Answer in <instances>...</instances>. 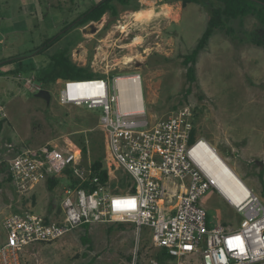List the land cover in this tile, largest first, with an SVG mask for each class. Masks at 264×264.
<instances>
[{"label": "rangeland", "instance_id": "obj_1", "mask_svg": "<svg viewBox=\"0 0 264 264\" xmlns=\"http://www.w3.org/2000/svg\"><path fill=\"white\" fill-rule=\"evenodd\" d=\"M66 1L71 6L70 0H61V5ZM98 1L73 0L72 9L63 6L48 12L46 6L42 14L47 17L29 20L5 6V2L21 5L23 1L0 0V100L9 124L0 135V241L5 239V219L18 210L28 207L42 217L57 220L56 208L65 184L62 181L50 190L46 182L35 195L22 199L7 178L8 161L17 153L9 152V144L34 148L46 144L72 147L74 143L87 148L84 160L90 158L93 162L104 157L106 166H112V189L127 191L132 185L108 159L106 138L99 128L101 110L64 104L63 80L46 86L39 81L43 71L39 67L48 65L52 56L64 49L74 63L110 81L112 86L116 77L141 74L150 122L190 108L196 138L215 148L255 193H264L260 175L264 157V47L252 40L263 33L256 18L232 21V37L215 32L198 57L195 82L189 81L183 56L195 48L207 26L208 14L200 5L183 8L181 2L165 0H134L127 7L116 3V18L107 13L99 22L70 30L39 55L43 57L41 62L31 56L45 49L47 42L71 27ZM33 65L35 73L17 74L21 66ZM28 80L32 84L26 85ZM36 86L49 91L51 100L36 97ZM201 204L213 225L240 226L242 216L218 190H210ZM136 251V263L146 264L155 251L150 229L139 236L131 223H95L88 229L77 228L53 243L27 249L22 263L134 264Z\"/></svg>", "mask_w": 264, "mask_h": 264}, {"label": "built area", "instance_id": "obj_2", "mask_svg": "<svg viewBox=\"0 0 264 264\" xmlns=\"http://www.w3.org/2000/svg\"><path fill=\"white\" fill-rule=\"evenodd\" d=\"M122 77H138L139 86L120 91L118 79ZM122 77L114 78L113 86L105 79L91 81L95 85L90 94L80 92V81L66 80L61 97L66 105L101 110L99 128L106 138L108 159L128 176L131 187L127 191L111 188L112 166L107 167L109 179L103 183L90 158L84 160L74 143L72 147L46 144L34 148L22 144L20 150L9 144V152L18 151L8 161L7 178L22 199L50 179L65 184L57 220H47L28 207L5 219L0 264H23L27 249L58 241L82 226L105 222L131 223L139 236L150 229L155 251L146 264H264L262 194L248 186L235 194L221 192L198 162L196 149L205 140L191 143L190 108L150 122L142 75ZM27 83L32 84L31 80ZM134 102L142 108L133 109ZM7 119L0 103V123ZM262 173L264 181V157ZM212 189L242 216L237 229L209 222L201 201ZM161 250L172 260L160 262ZM138 256L136 251L134 264Z\"/></svg>", "mask_w": 264, "mask_h": 264}, {"label": "trees", "instance_id": "obj_3", "mask_svg": "<svg viewBox=\"0 0 264 264\" xmlns=\"http://www.w3.org/2000/svg\"><path fill=\"white\" fill-rule=\"evenodd\" d=\"M134 0H100L96 2L91 8L79 16L73 23L71 27H67L62 34L55 37L53 40L46 43L48 45L45 49L50 48L52 45L60 41L65 35H67L70 30L77 29L91 22H99L104 15L107 13L111 14L113 17H117L118 11L116 3L121 6H130ZM166 2H181L183 8L188 5H200L202 6L208 14L207 26L198 41L195 48L185 56L184 66L187 67V76L190 82L196 81V65L198 57L203 50H205L210 43L211 38L216 31H222L227 36H234V30L231 27V22L236 20H242L247 17H254L261 25L263 33L261 36L253 37L252 40L259 46L264 47V0H165ZM51 43V44H50ZM34 53V52H32ZM22 71H29V67L21 66L17 71V74ZM100 76L90 73L86 68L78 66L69 57L68 50L64 49L52 56L51 61L47 68L43 70L39 77V81L45 86L48 84H54L59 80H74V81H94L100 80ZM44 89V87H43ZM2 129V123L0 124V132ZM197 140L196 131L193 129L191 134V143ZM80 147V146H79ZM81 148V147H80ZM84 157L86 158L88 150L86 147L81 148ZM229 165V164H228ZM92 169L94 173L100 178L103 183H106L109 179L108 169L105 163V158L100 157L92 162ZM263 177V173L261 174ZM50 190L58 187L61 182L60 180L50 179L47 181ZM264 197V193L262 194ZM29 199V198H28ZM58 211L61 210L58 208ZM209 222H211V216L208 215ZM90 225H85L84 227L88 229ZM85 242H89L84 239ZM158 260L162 263L166 261H171L172 258L167 254L165 250H161L158 254Z\"/></svg>", "mask_w": 264, "mask_h": 264}, {"label": "bare ground", "instance_id": "obj_4", "mask_svg": "<svg viewBox=\"0 0 264 264\" xmlns=\"http://www.w3.org/2000/svg\"><path fill=\"white\" fill-rule=\"evenodd\" d=\"M91 81L79 82L80 92L90 94L95 83ZM132 85L139 86L138 77H122L118 79V88L120 91H126ZM133 101V100H132ZM133 109L142 108V104L134 102ZM196 151L199 153L198 162L214 180L215 185L224 194H235L245 188L247 185L240 179L235 171L220 157L218 152L208 142L203 141Z\"/></svg>", "mask_w": 264, "mask_h": 264}, {"label": "crops", "instance_id": "obj_5", "mask_svg": "<svg viewBox=\"0 0 264 264\" xmlns=\"http://www.w3.org/2000/svg\"><path fill=\"white\" fill-rule=\"evenodd\" d=\"M16 1H23L24 3H22L21 5H19V3H17ZM44 1H46L47 3L45 4V5H43V3H42V0H15V4L12 2V4L10 5L9 4V2H5L6 4H5V6H6V8H7V10L9 11V12H12V11H18L19 13L18 14H22V17H24L25 19H29V20H38L40 17H47V14H42V10H44V11H46V6H47V12L49 11V10H51V9H55V10H57L58 8H60V9H62L63 8V6L66 8V10L70 7L71 9H72V6H73V0H70L71 1V6H69L68 4H67V1L65 2V4L62 6L61 4H62V2H61V0H52V2H50V0H43V2ZM59 1H60V3H59ZM63 1V0H62ZM15 5V6H14ZM19 5V8L20 9H17V6ZM64 8V9H65ZM63 9V10H64ZM25 12V13H24ZM66 23H67V21H66ZM0 24H1V18H0ZM47 51H49V48L48 49H46L44 52H47ZM42 53V51L41 52H38V51H36V52H34V53H32L31 54V56H34L35 58H38L39 57V55ZM43 58V57H42ZM41 58V59H42ZM40 58H38V60H39ZM41 59L39 60V61H37V62H41ZM49 65V64H48ZM48 65H45L44 67H39L40 69H43V70H45L46 68H47V66ZM36 70H37V68L33 65V66H30L29 67V71H31V73H35L36 72ZM25 72H28V71H22V72H20V73H18V74H20L21 75V73H25ZM42 72L43 71H41V73H39V74H42ZM3 75V74H2ZM2 75H0V76H2ZM62 80H59V81H57L56 83H59V82H61ZM63 82V81H62ZM56 83H54V84H56ZM42 90V89H41ZM2 101L0 100V103H1ZM2 104V103H1ZM4 106V105H3ZM5 107V106H4ZM1 124V123H0ZM5 125H9L8 124V120H6V121H4V122H2V129H1V132H0V135L2 134V132H3V130H4V127H5ZM22 146V143L21 144H18V146H15V148L16 149H18V150H20V147ZM17 150V151H18ZM91 160V159H90ZM41 186H43V185H41ZM41 186H39V187H41ZM39 187L36 189V190H39ZM36 192V191H35ZM34 192V193H35ZM33 195H35V194H33ZM33 197V196H32ZM61 198H62V195H61ZM58 208L61 210V206H58L57 208H56V214H57V217L61 214V212H62V210H61V212H59L58 211ZM44 218L45 219H47V220H50V221H54V220H51V219H49L50 217H48V216H44ZM5 240V239H4Z\"/></svg>", "mask_w": 264, "mask_h": 264}, {"label": "water", "instance_id": "obj_6", "mask_svg": "<svg viewBox=\"0 0 264 264\" xmlns=\"http://www.w3.org/2000/svg\"><path fill=\"white\" fill-rule=\"evenodd\" d=\"M36 97L38 98H42L46 101H50L51 100V95H50V92L45 90V89H42L40 90L37 94H36Z\"/></svg>", "mask_w": 264, "mask_h": 264}]
</instances>
